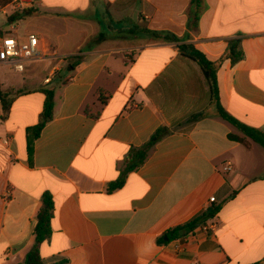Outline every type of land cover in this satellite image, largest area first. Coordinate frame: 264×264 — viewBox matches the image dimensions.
Returning a JSON list of instances; mask_svg holds the SVG:
<instances>
[{
  "label": "crops",
  "instance_id": "1",
  "mask_svg": "<svg viewBox=\"0 0 264 264\" xmlns=\"http://www.w3.org/2000/svg\"><path fill=\"white\" fill-rule=\"evenodd\" d=\"M37 1L22 33L59 59L51 73L77 60L51 87L45 77L34 89L0 83L12 100L5 117L0 103V264L25 262L46 193L54 217L44 264H264V153L230 137L244 134L218 114L202 68L179 49L192 43L219 63L221 107L264 133V0H202L194 30L193 0ZM232 43L244 55L236 63ZM41 67L29 63L27 75ZM45 89L55 91L54 117L30 156ZM160 128L168 132L146 162L111 190L130 151ZM218 206L194 232L165 240Z\"/></svg>",
  "mask_w": 264,
  "mask_h": 264
},
{
  "label": "trees",
  "instance_id": "2",
  "mask_svg": "<svg viewBox=\"0 0 264 264\" xmlns=\"http://www.w3.org/2000/svg\"><path fill=\"white\" fill-rule=\"evenodd\" d=\"M13 0H0V8L5 7L11 4ZM201 2L202 0H193L192 4H194V8H192L190 12L189 18V26L190 29L194 30L198 27V22L201 16ZM32 12L31 9H24L22 11L15 12L10 18L9 22H18L22 20L24 17L30 15ZM146 33L151 34L155 37H163L168 41H179L181 39L166 34H160L152 31H145ZM184 40H189L190 35H186ZM181 53L197 62L203 70V73L209 83L210 91L212 95V99L216 101L218 114L225 120L231 122L237 129L244 134V137H240L237 135H230L233 140L239 141L244 145H249V142L246 138L252 139L254 142L264 147V133L258 129L251 128L240 121L236 120L232 116H230L220 105L219 95H218V77L217 72L219 68V63L210 61L201 51L196 49L194 44L192 43H183L179 46ZM227 56L231 58L233 63L240 61L244 55L239 47L232 43L228 48ZM69 67L73 68V64L69 65ZM45 94V103L43 112L41 114L40 122L30 129V144H29V154L30 156L33 154V141L36 140L43 128L49 123L54 117V89H45L43 90ZM12 100L9 99L8 95L1 90L0 88V103L3 108V117H5L9 113V109L11 106ZM167 129L160 128L157 132L151 137V139L140 148H133L128 157L126 158L125 167L122 171L121 177L114 183L110 185L111 190H118L123 187L126 182V178L128 174L136 169H139L147 160L150 151L156 145L158 141L162 139V137L167 133ZM220 210V207H213L200 215H197L192 220L188 221L185 224L179 225L173 229H170L166 236L169 240L184 238L188 234L194 232L197 227L204 224L209 218L215 216V214ZM54 217V201L51 194L46 193L42 199V207L38 211L37 215V226L35 229V243L32 249L28 252L25 262L23 264H44L42 261V257L40 255V245L45 242L48 238H50L52 234L51 223ZM164 243L163 239L159 240ZM259 264V263H254Z\"/></svg>",
  "mask_w": 264,
  "mask_h": 264
},
{
  "label": "built area",
  "instance_id": "3",
  "mask_svg": "<svg viewBox=\"0 0 264 264\" xmlns=\"http://www.w3.org/2000/svg\"><path fill=\"white\" fill-rule=\"evenodd\" d=\"M38 5L37 0H17L0 8V13L5 17V22L0 24V66L6 65L17 73H25L29 63L44 56L38 35L35 33H22L19 30L18 22H9V18L15 12L32 9ZM45 51V53H51L49 48H46ZM3 141L9 144L10 138H6ZM232 169L231 163L224 167L225 172H229ZM7 197H9V193ZM210 202H215V198L211 197ZM210 228L212 227H203L204 230H209Z\"/></svg>",
  "mask_w": 264,
  "mask_h": 264
},
{
  "label": "rangeland",
  "instance_id": "4",
  "mask_svg": "<svg viewBox=\"0 0 264 264\" xmlns=\"http://www.w3.org/2000/svg\"><path fill=\"white\" fill-rule=\"evenodd\" d=\"M10 11V9H9ZM100 14V13H99ZM29 19L28 18H23L21 21L18 22V26L20 31L22 32L23 30H25V26L27 25ZM5 22V17L2 13H0V24H3ZM48 55V53H45L44 56L40 57L38 60L36 61H41L42 67H41V72H42V76H30L27 75L28 71H26L25 73H17L15 72L13 69H11L9 66L6 65H1L0 66V83H2L4 85L5 89H9L10 86H13L14 84H18V85H24V88H30V89H34V88H39L41 86V84H43V80L45 77L48 82L46 87H51V85L53 83H55V80L60 79L63 80L65 78V74L64 73V69L66 68V65L69 63H75L77 58L71 57L69 58L68 62L65 64L64 68H61L60 70H55L53 73H51L53 70L54 65L56 64V62H58L59 59L55 60V59H48L46 58ZM34 61V62H36ZM64 65V64H63ZM51 74V75H50ZM51 79V80H49ZM49 80V81H48ZM13 95V94H12ZM0 111H1V105H0ZM258 149L260 150V153H264V147L261 145H258Z\"/></svg>",
  "mask_w": 264,
  "mask_h": 264
},
{
  "label": "water",
  "instance_id": "5",
  "mask_svg": "<svg viewBox=\"0 0 264 264\" xmlns=\"http://www.w3.org/2000/svg\"><path fill=\"white\" fill-rule=\"evenodd\" d=\"M165 240H168V237H165Z\"/></svg>",
  "mask_w": 264,
  "mask_h": 264
}]
</instances>
